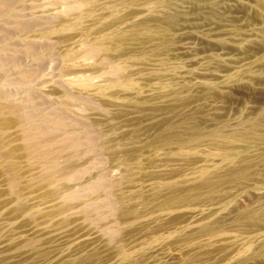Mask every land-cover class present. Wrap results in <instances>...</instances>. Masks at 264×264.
<instances>
[{
	"label": "rangeland",
	"instance_id": "1",
	"mask_svg": "<svg viewBox=\"0 0 264 264\" xmlns=\"http://www.w3.org/2000/svg\"><path fill=\"white\" fill-rule=\"evenodd\" d=\"M0 264H264V0H0Z\"/></svg>",
	"mask_w": 264,
	"mask_h": 264
}]
</instances>
